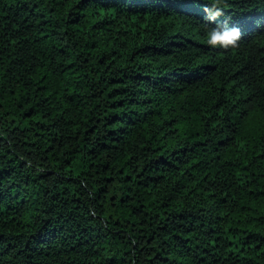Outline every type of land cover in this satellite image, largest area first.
Instances as JSON below:
<instances>
[{
	"label": "trees",
	"instance_id": "16d2710c",
	"mask_svg": "<svg viewBox=\"0 0 264 264\" xmlns=\"http://www.w3.org/2000/svg\"><path fill=\"white\" fill-rule=\"evenodd\" d=\"M204 2L0 0V264H264V0Z\"/></svg>",
	"mask_w": 264,
	"mask_h": 264
},
{
	"label": "clouds",
	"instance_id": "9594fccd",
	"mask_svg": "<svg viewBox=\"0 0 264 264\" xmlns=\"http://www.w3.org/2000/svg\"><path fill=\"white\" fill-rule=\"evenodd\" d=\"M227 0H205V22L202 24L206 43L213 49H231L237 47L241 41L239 26H230L231 16L225 12L224 4ZM223 17V19H218ZM213 21L215 23H209Z\"/></svg>",
	"mask_w": 264,
	"mask_h": 264
}]
</instances>
